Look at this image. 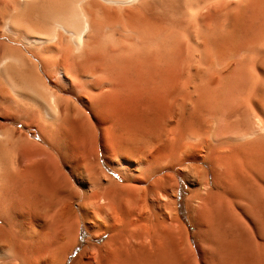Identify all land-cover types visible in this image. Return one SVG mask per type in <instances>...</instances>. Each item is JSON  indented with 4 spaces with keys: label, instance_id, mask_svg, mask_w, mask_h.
I'll use <instances>...</instances> for the list:
<instances>
[{
    "label": "bare ground",
    "instance_id": "6f19581e",
    "mask_svg": "<svg viewBox=\"0 0 264 264\" xmlns=\"http://www.w3.org/2000/svg\"><path fill=\"white\" fill-rule=\"evenodd\" d=\"M180 183L264 223V0H0V264H193Z\"/></svg>",
    "mask_w": 264,
    "mask_h": 264
},
{
    "label": "rangeland",
    "instance_id": "374dc122",
    "mask_svg": "<svg viewBox=\"0 0 264 264\" xmlns=\"http://www.w3.org/2000/svg\"><path fill=\"white\" fill-rule=\"evenodd\" d=\"M180 189L181 194L179 195L178 201L181 202L183 199L180 211L189 233V241L191 245L189 246L190 248L188 247L190 250H188L187 254L190 262H193V264H224L222 260H224L223 253H225L229 257H233L236 260V264H261L252 254V241L264 244V223L259 217L257 218V215L253 214L248 218L243 217L244 219L240 225L241 232H243L244 235L242 238L244 239L242 240V249L238 247L236 248V246L232 245V243H223L224 241L220 240L222 237L220 232H215L216 234L212 233V243H209L205 238L204 228L196 230L195 227L190 225L185 205V200L188 197L189 192L182 183H180ZM87 239L88 235L84 230H82L79 247L69 255L66 264H70L81 248L86 245ZM101 242L102 240L98 243Z\"/></svg>",
    "mask_w": 264,
    "mask_h": 264
}]
</instances>
